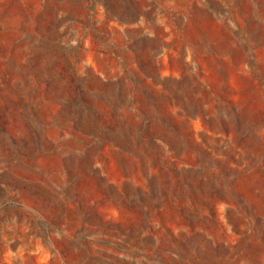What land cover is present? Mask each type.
I'll list each match as a JSON object with an SVG mask.
<instances>
[{
    "label": "rangeland",
    "instance_id": "rangeland-1",
    "mask_svg": "<svg viewBox=\"0 0 264 264\" xmlns=\"http://www.w3.org/2000/svg\"><path fill=\"white\" fill-rule=\"evenodd\" d=\"M152 62L179 151L121 142ZM0 264H264V0H0Z\"/></svg>",
    "mask_w": 264,
    "mask_h": 264
},
{
    "label": "trees",
    "instance_id": "trees-1",
    "mask_svg": "<svg viewBox=\"0 0 264 264\" xmlns=\"http://www.w3.org/2000/svg\"><path fill=\"white\" fill-rule=\"evenodd\" d=\"M131 70L135 74L137 90L141 94L139 96L141 97L142 102L141 111L143 114V121L140 127L136 130H134V125L132 123L126 127L121 124L119 125L122 129V132L119 134L122 136L120 138H122L121 142L124 143L123 147L136 150L134 147L140 148L141 146H145V139L148 136L150 143L158 148L159 153H162L165 149L171 151L181 150L183 147V141H180L177 137H173L168 131L159 132L156 128L157 125H164L173 129L178 136L183 133V126L180 125L175 114H173L169 107H167V101L171 99V95L166 91L167 87H158L163 83L158 81L157 63L152 62L149 65H141V70L134 68ZM126 98H129V95L126 94ZM78 99L80 102L76 100L77 103L75 107V113L77 116L87 118L91 128L94 131L102 132L101 134L104 138L111 136L110 130L115 129L116 126L107 123L106 126H104L107 129H104V127H102L103 125H100V120H102L100 112L94 109L84 95H81ZM192 114L194 113H189V116H193ZM159 139H161L162 142H160Z\"/></svg>",
    "mask_w": 264,
    "mask_h": 264
}]
</instances>
